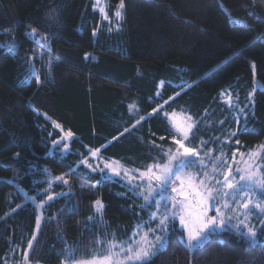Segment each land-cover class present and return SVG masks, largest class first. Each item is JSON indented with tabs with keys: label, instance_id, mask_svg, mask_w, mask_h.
Instances as JSON below:
<instances>
[{
	"label": "trees",
	"instance_id": "trees-1",
	"mask_svg": "<svg viewBox=\"0 0 264 264\" xmlns=\"http://www.w3.org/2000/svg\"><path fill=\"white\" fill-rule=\"evenodd\" d=\"M108 1L111 18L120 0ZM123 11L109 33L95 0H0V264L90 260L128 240L149 213L83 161L98 149L143 171L174 146L165 112L198 121L192 146L221 140L237 122L220 101L230 90L246 130L233 141L264 143V0H124ZM55 125L72 133L66 151ZM182 235L170 226L149 264H264V229L252 241L227 228L193 250Z\"/></svg>",
	"mask_w": 264,
	"mask_h": 264
},
{
	"label": "snow or ice",
	"instance_id": "snow-or-ice-1",
	"mask_svg": "<svg viewBox=\"0 0 264 264\" xmlns=\"http://www.w3.org/2000/svg\"><path fill=\"white\" fill-rule=\"evenodd\" d=\"M123 8L124 0H120L115 12L116 17L122 18L120 9ZM100 11L103 12L104 9L101 8ZM228 103L231 105V97L228 98ZM133 107L135 105L130 106ZM170 120L176 133L172 139L177 147L164 151L162 158H157L155 163L146 166L143 171L134 170L139 173L138 176H129L130 182L138 181L136 188H143L139 195L148 204L141 207L154 205L156 208V211L150 214V221L136 225L128 240L109 241L102 253H93L90 260L73 259L70 264H149L151 257L156 254L157 244H162L164 240L163 236L155 235L157 229L166 233L169 223L175 219H178L186 230L189 247H196L193 242L199 243L206 239L205 233L209 230L232 227L239 232L240 225L246 228L249 239L255 240V227L245 224V221L256 209L264 212V200L252 198L257 189H260V195L264 196V171L261 170L264 165L257 162L260 152L264 151V144L258 145L257 150L248 155L251 164L245 162L244 168L237 166L233 169L223 151L218 156H212V149L198 150L185 143L189 141L190 135H195L193 129L198 121L186 114L182 118H177L175 113L171 114ZM245 131L238 129L230 135L237 136V132L243 135ZM66 136L71 137V131L67 132ZM205 143L201 142L202 147ZM235 143L239 144L240 140L237 139ZM98 151V149L93 151L92 156L95 157ZM243 155L241 154L242 157ZM231 159L235 163V153ZM118 165L119 162L114 161L105 166L119 176L121 175L119 168L122 166L117 167ZM88 166L92 167L90 164ZM124 174L128 176L127 169H124ZM57 179L68 183L64 177ZM157 196L159 199H156ZM48 199L52 200L53 196L49 195ZM95 203L98 206L97 212H100L103 208L102 202L97 200ZM209 211H214L215 215L209 216ZM236 212L244 219L239 220L237 225H231L228 222L233 219V213ZM152 220H158L155 228L151 226ZM150 233L154 238H150ZM97 243L100 244L102 241ZM28 248H32L31 242L28 243Z\"/></svg>",
	"mask_w": 264,
	"mask_h": 264
},
{
	"label": "rangeland",
	"instance_id": "rangeland-1",
	"mask_svg": "<svg viewBox=\"0 0 264 264\" xmlns=\"http://www.w3.org/2000/svg\"><path fill=\"white\" fill-rule=\"evenodd\" d=\"M95 8L100 13L102 22L106 25L107 31L109 33L118 32V31H121L122 30V22L124 20V11H123V9H120V11L122 12V18L115 16V12H116L118 6L115 9L114 16L110 18L109 17L110 4H109V1L108 0H99V3H97V0H95ZM101 8L104 9L103 12L100 11ZM105 16H107V18H105ZM257 84H258L259 87H262L263 88V86L261 85V83L259 81H257ZM229 97H231V105L228 103V98ZM220 101L223 102L226 105L227 109H229V110H231L233 112V115L235 116V119L237 120L236 126L234 127V129H232L231 131L227 132L225 134V136L221 140L218 139V136H214L213 134H211L212 136H211L210 139H201L198 142L197 147H195V145L192 146V144H191V142L193 141L194 135H190L189 141H185V143L188 144L189 146H192V147L197 148L198 150L207 151L208 149H212L213 150L212 153H211L212 156H218L220 154V152L223 151V153L225 154V156L228 157L229 163L232 164L233 169H235L237 166H239L241 168H244L245 167V162H247L249 164L252 163V161L248 160V155L252 151L257 150V147L254 150H251V151L242 150L240 148V145L241 144L240 143L239 144L235 143V141H233L234 136H231L230 135L231 132L238 130L239 126H241L243 124L242 123V120L245 117L238 110L237 100L233 96L232 92L230 90L223 91L221 93V96H220ZM165 113H168L169 115L166 116ZM165 113H164V115L167 117V119H168V121L170 123V126H171V128L173 130V135L174 136L176 135V133H175L173 127H172V122L170 120L171 114H173V113L177 114V118H182L185 114L187 116H190L189 113L184 112V111L173 112V113L165 112ZM192 119L195 120L193 117H192ZM196 127H197V124H196ZM196 127L193 129V133L194 134L196 133L195 132L196 131ZM58 128L62 132V135H63L62 140L59 141L58 143H60L61 145H63L64 151H66L68 149V144L70 143V141L72 139V136L71 137H67L66 136V133L67 132L64 131V130H62L61 127H58ZM202 141L206 142L203 145V147L201 145V142ZM173 144H174V146L171 149L174 150L177 147V145L174 142H173ZM65 145H66V147H65ZM168 149H170V148H168ZM92 152H91L90 156L86 160H84V161H87L88 162L87 164L83 163L84 166L87 167L91 171H98V172L102 173L105 176V178L108 179V180H111V181H117V180L118 181H121L128 188V190L131 192V194L134 196V198L136 200L135 201L136 202V205L138 206L137 213L140 216L143 214V212L149 213L148 219L146 221H144L143 223L150 221V219H151L150 214L152 212H155L156 211L155 206L152 205V206L141 207L142 205H147L148 204V202H146L143 199V197L141 195H139V193L141 191H143V188H136L135 187V185L138 183V181H131L130 182V180H129V176H131V175H137L138 176L139 173L135 172L134 171L135 169L127 168V167L123 166L121 163H119V165L117 167L122 166V167L119 168V170L121 171V175L117 176L114 172L111 171V169H109V168H107L105 166L106 164L112 163L115 160H109V159L104 158L100 154V150L98 151V153H97V155L95 157L92 156ZM233 153H235V163H233L232 162V159H231L232 156H233ZM241 154H244L243 157L241 156ZM116 162H118V161H116ZM257 162L260 163V164H262V165H264V151H261L260 152L259 157L257 158ZM89 164L92 167H89L88 166ZM93 169H95V170H93ZM124 169H127L128 170V176H126L124 174ZM261 170L264 171V168H262ZM260 191H261L260 189H257L256 194H254L253 197H252L253 200H255V199L264 200V196H261L260 195ZM145 194H147V193H145ZM156 199H159V197L157 196ZM41 208L42 207H40V209ZM96 210H97V208H96ZM161 211H163V209H161ZM102 212H103V208L101 209L100 212H97V213L102 214ZM208 215L209 216H213V215H215V212L214 211H209ZM242 219H244V217L243 216H240L239 213L236 212V213H233V219L230 222H228V223H230L231 225H237L239 223V220H242ZM143 223H141V224H143ZM157 223H158V220H152L151 221V226L153 228H155L156 225H157ZM245 224H248L250 226H254L255 227V229H256V237H255V240H257L259 238V235L261 233V230L264 229V212H261L259 209L254 210L253 213L248 216V219L245 221ZM174 225H177V227L183 232L182 240L188 246L187 232L181 226L179 220L178 219H175V220H172L171 223H169L168 229H167V232L166 233L163 232V231H160L159 229H157L155 235H161V236H163L164 237V240H163L162 244L161 243H158L157 244L156 252L159 251V250H161L162 248H164V246L167 243V237H168L169 227L170 226L174 227ZM228 228H232V227H228ZM232 229H234V228H232ZM240 229H241V231H239V233H242L246 237H248V235L246 234V228L244 227V225H240ZM145 230H147V227H145ZM223 230H225V229H219V228H217L215 231L209 230V232H206L205 233V236L207 237L206 239H203L199 243H197V242H193V243L196 244V247H197V246L203 244L208 239V237H209V235L211 233L222 232ZM150 238H154V235L151 234V233H150ZM107 243L108 242H106L105 244H103L102 245V248L97 253H102L104 251L105 246H106ZM196 247H189V248L191 250H193ZM20 264H28V263L26 262V259L23 258L21 260V263ZM64 264H70V263L66 262Z\"/></svg>",
	"mask_w": 264,
	"mask_h": 264
}]
</instances>
